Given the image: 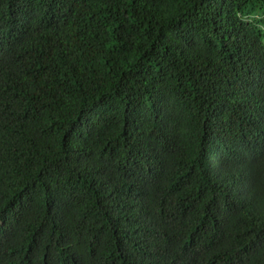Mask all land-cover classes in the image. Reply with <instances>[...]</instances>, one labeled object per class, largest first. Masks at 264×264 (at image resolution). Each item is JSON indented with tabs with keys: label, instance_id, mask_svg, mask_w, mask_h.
Listing matches in <instances>:
<instances>
[{
	"label": "trees",
	"instance_id": "obj_1",
	"mask_svg": "<svg viewBox=\"0 0 264 264\" xmlns=\"http://www.w3.org/2000/svg\"><path fill=\"white\" fill-rule=\"evenodd\" d=\"M0 264H264V0H0Z\"/></svg>",
	"mask_w": 264,
	"mask_h": 264
}]
</instances>
